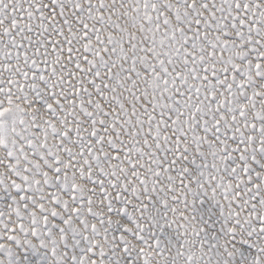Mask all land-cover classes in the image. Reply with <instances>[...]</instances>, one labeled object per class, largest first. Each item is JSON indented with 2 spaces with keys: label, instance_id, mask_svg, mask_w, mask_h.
Here are the masks:
<instances>
[{
  "label": "snow or ice",
  "instance_id": "6c2138e0",
  "mask_svg": "<svg viewBox=\"0 0 264 264\" xmlns=\"http://www.w3.org/2000/svg\"><path fill=\"white\" fill-rule=\"evenodd\" d=\"M0 264H264V0H0Z\"/></svg>",
  "mask_w": 264,
  "mask_h": 264
}]
</instances>
